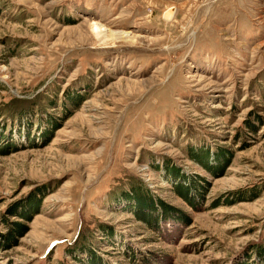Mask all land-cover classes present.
I'll return each mask as SVG.
<instances>
[{
  "label": "rangeland",
  "instance_id": "374dc122",
  "mask_svg": "<svg viewBox=\"0 0 264 264\" xmlns=\"http://www.w3.org/2000/svg\"><path fill=\"white\" fill-rule=\"evenodd\" d=\"M0 264H264V0H0Z\"/></svg>",
  "mask_w": 264,
  "mask_h": 264
},
{
  "label": "bare ground",
  "instance_id": "6f19581e",
  "mask_svg": "<svg viewBox=\"0 0 264 264\" xmlns=\"http://www.w3.org/2000/svg\"><path fill=\"white\" fill-rule=\"evenodd\" d=\"M168 15V18L172 17V13L169 12L166 14ZM91 32L95 39L98 42H101L102 44H106L109 42H125L133 44L136 41L135 35H133L132 32L129 31H122V30H112L105 25L99 23V22H92L91 24Z\"/></svg>",
  "mask_w": 264,
  "mask_h": 264
}]
</instances>
